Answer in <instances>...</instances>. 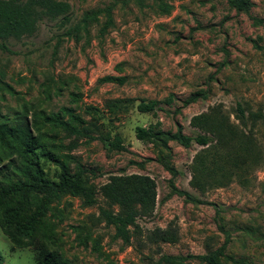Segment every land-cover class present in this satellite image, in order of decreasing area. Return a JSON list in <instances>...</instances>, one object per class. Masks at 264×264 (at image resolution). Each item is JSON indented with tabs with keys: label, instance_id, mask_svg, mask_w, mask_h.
<instances>
[{
	"label": "rangeland",
	"instance_id": "rangeland-1",
	"mask_svg": "<svg viewBox=\"0 0 264 264\" xmlns=\"http://www.w3.org/2000/svg\"><path fill=\"white\" fill-rule=\"evenodd\" d=\"M63 1L70 4L68 25L61 18L44 19L34 35L10 38L7 49L0 47V121H26L34 128L42 138L37 152L46 178L59 180L63 164L72 173L85 169L94 201L87 204L84 196L70 192L49 198L20 189V181L29 179L26 159L9 156L0 144V193L2 187L17 188L0 198L24 218L43 211L27 237L5 227L0 207L3 264H38L39 254L52 250L71 264H153L163 254L206 255L221 246L228 255L264 264V0H251L247 11L228 0ZM108 6L113 24L106 32L102 13L87 32L66 34L86 11ZM106 75L127 80L103 81ZM198 92L207 98L185 103ZM155 100L157 116L138 110L141 101ZM238 103L248 115L254 113L247 125L237 116ZM63 107L73 109L83 119L78 126L92 136L118 134L127 149L110 150L98 137L43 122ZM212 108L227 117L237 137L250 134L259 155L240 168L221 157L220 173L229 177L201 190L191 185L192 164L207 147L213 161L216 140L206 147L170 141V161L179 171L173 176L154 146L137 139L135 128L159 119L164 130L181 125L194 136L199 130L192 118ZM120 174L149 175L157 184L152 212L139 213L128 240L102 214L119 210L101 187ZM163 231L173 237L164 239ZM187 264L208 262L191 257Z\"/></svg>",
	"mask_w": 264,
	"mask_h": 264
},
{
	"label": "trees",
	"instance_id": "trees-1",
	"mask_svg": "<svg viewBox=\"0 0 264 264\" xmlns=\"http://www.w3.org/2000/svg\"><path fill=\"white\" fill-rule=\"evenodd\" d=\"M238 11H247L251 0H228ZM70 4L63 0H0V47L7 49V42L10 38L21 39L25 36L34 35L39 27V23L44 19L55 20L62 19L64 25L72 21L69 15ZM111 6L105 9L97 8L86 11L81 19L67 27L66 34L69 36L80 35L82 31L87 32L91 24L100 21V15L106 14L107 20L102 26V33L113 24ZM103 81L116 82L124 84L126 76L106 75ZM200 98H207L200 92L192 94L186 104L193 103ZM171 101V99H168ZM159 101H141L137 108L143 113H152L157 116ZM237 116L244 125L248 124V117H254V113L247 114V109L241 103L237 104ZM68 119H64L65 116ZM44 123H50L73 133L86 135L90 139L100 138L110 150L124 151L127 149L122 137L111 133L92 136L85 126H78L83 119L78 116L73 109L63 107L59 112L51 116H45ZM191 125L199 130L196 135H188L183 131L181 125L177 130L167 131L161 127V121L150 124L148 127L136 126L135 133L137 139L152 144L158 153V160L173 175L176 176L179 171L171 163L172 149L170 141H175L184 147H190L193 143L200 146H210L216 140V157L212 161L209 158L208 147L201 150L192 164L193 178L191 185L197 189L204 190L206 187L214 186L219 179L224 181L229 174L220 173L222 166L219 164L222 159L235 167H243L251 162L253 157L258 156L257 146L250 134L242 133L241 137L231 129V124L227 117L215 108L210 112H203L195 115L191 120ZM34 128L29 123L20 122L11 125L0 121V144L9 149V156L15 154L22 155L26 159L25 172L29 179L20 181V189L35 190L45 193L49 198H59L63 193H73L85 197V202L91 204L94 201L95 190L90 188L84 177L85 169L81 166L78 171L72 173L67 165L63 164L59 180H51L44 176L40 166V154L37 149L41 145V137L34 133ZM211 135H210V134ZM7 154V152H6ZM1 159V158H0ZM253 161H255L253 159ZM17 184V183H15ZM13 185V184H12ZM102 192L109 200L111 205H117L119 210H103L102 214L106 217L109 224L116 227L117 233L128 240L129 226L135 224L139 213L147 214L152 212L157 198L156 181L149 175L143 174H120L113 175L109 181L102 185ZM17 191L14 186L2 187L1 195L4 198ZM178 194L185 195L188 198L195 199L189 192L175 188ZM6 195V196H5ZM139 206V209H137ZM0 207L2 209V223L6 228L15 227L18 234L31 237L34 234L36 226L43 215L41 209L24 218L20 216L18 210L6 203L0 198ZM16 215V216H15ZM10 229V228H9ZM173 233L163 231L164 239H171ZM191 257L204 259L208 264H252L245 257H234L226 254L224 246L211 251L206 255H174L163 254L153 264H187ZM224 258L225 260H222ZM4 260L0 254V264ZM38 264H71L64 261L58 250L42 252L38 256Z\"/></svg>",
	"mask_w": 264,
	"mask_h": 264
}]
</instances>
